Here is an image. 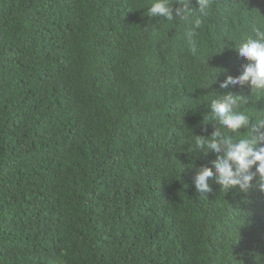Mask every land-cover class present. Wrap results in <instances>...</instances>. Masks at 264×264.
<instances>
[{"label":"trees","instance_id":"1","mask_svg":"<svg viewBox=\"0 0 264 264\" xmlns=\"http://www.w3.org/2000/svg\"><path fill=\"white\" fill-rule=\"evenodd\" d=\"M150 2L0 0V264H264L257 182L193 184L213 93L250 94L219 85L264 0H191L199 27Z\"/></svg>","mask_w":264,"mask_h":264},{"label":"clouds","instance_id":"2","mask_svg":"<svg viewBox=\"0 0 264 264\" xmlns=\"http://www.w3.org/2000/svg\"><path fill=\"white\" fill-rule=\"evenodd\" d=\"M190 2L176 0L173 4L171 0H151L144 15L149 19L173 21L174 5L178 4L175 14L179 21L191 19L194 26L199 27L202 21L191 15L192 10L188 8ZM196 3L200 16H206L209 0H196ZM235 50L247 63L238 76H227L219 86L221 89H235L247 85L250 94L237 96L229 91L224 94L213 93L215 96L210 99L209 120L216 123L208 124H212L214 130L208 137L193 134L195 149L205 156L209 153L215 155L211 167L192 166L195 168L193 184L201 194L213 193L212 185L219 186L220 192L237 189L240 193H247L254 180L259 190L264 192V111L250 113L241 109L254 97L264 95V19L258 18L251 28V35L235 45ZM192 51H195L194 47ZM216 75L205 76L206 80H211L208 87L215 83Z\"/></svg>","mask_w":264,"mask_h":264}]
</instances>
